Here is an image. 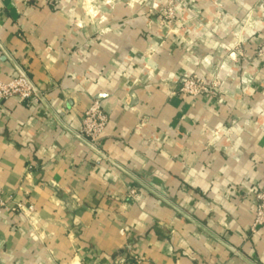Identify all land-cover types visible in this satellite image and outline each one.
Masks as SVG:
<instances>
[{
	"label": "crops",
	"instance_id": "1",
	"mask_svg": "<svg viewBox=\"0 0 264 264\" xmlns=\"http://www.w3.org/2000/svg\"><path fill=\"white\" fill-rule=\"evenodd\" d=\"M182 5L164 36L140 0H87L86 14L0 0V78L16 62L43 98L0 102L3 197L34 206L0 207V264H264V228L252 229L264 59L223 58L227 44L250 57L264 44V0ZM184 72H218L223 93L175 94ZM95 99L109 117L100 162L76 135ZM127 172L194 220L148 190L132 196L142 185Z\"/></svg>",
	"mask_w": 264,
	"mask_h": 264
},
{
	"label": "built area",
	"instance_id": "2",
	"mask_svg": "<svg viewBox=\"0 0 264 264\" xmlns=\"http://www.w3.org/2000/svg\"><path fill=\"white\" fill-rule=\"evenodd\" d=\"M17 75L9 81H4L0 78V102L7 101L11 98H17L30 106L40 100L38 93L34 90L27 77L30 79L28 73L19 65ZM27 76V77H26ZM217 78L206 80L199 76H192L182 79L179 92L188 95H201L215 97L219 93V82ZM31 80V79H30ZM32 81V80H31ZM39 91V90H38ZM176 93V91H174ZM109 117L103 109L99 99H95L93 103L84 111L81 118V126L76 135L81 138L90 148H92L98 155L97 161L107 159V155H103L101 150L102 135L108 126ZM139 189L132 188L130 194L137 198L139 192H146L144 187ZM3 197V189L0 186V207L11 208L13 211L21 212L30 215L34 212V206L30 203L19 202L10 205ZM264 228V185L258 186L257 202L255 206V218L252 229ZM136 258V257H135ZM137 259V258H136ZM138 260V259H137ZM137 262H140L138 260ZM116 264H131L129 260L118 261Z\"/></svg>",
	"mask_w": 264,
	"mask_h": 264
},
{
	"label": "rangeland",
	"instance_id": "3",
	"mask_svg": "<svg viewBox=\"0 0 264 264\" xmlns=\"http://www.w3.org/2000/svg\"><path fill=\"white\" fill-rule=\"evenodd\" d=\"M93 0H90L92 3ZM51 2L55 5L64 4L66 6H77L81 9L84 14H86L87 10V0H51ZM141 7L140 12L142 16L145 18L147 26L149 29L157 28L160 34L166 36L169 32L173 29L177 28V25L183 23L182 19L180 18V10L182 8V0H140ZM231 44H227L225 46V50L223 53L224 60H232L239 62L240 60H250L252 61L253 58H260L264 59V44L258 46L253 54V57H250L246 54L242 41L239 40L234 46H230ZM256 72V71H255ZM192 76H199L196 73L184 72L181 73L179 83L176 85L174 91L175 94H184L179 92V85L182 79L192 77ZM206 80L215 79L218 77L217 81L219 82V93L215 97L221 96L223 93L222 86L224 85V80L221 79L218 72L213 73L210 77H202ZM188 95V94H185ZM191 96H201V95H191ZM209 97V96H204ZM255 106L261 109L260 117L264 118V98L255 102Z\"/></svg>",
	"mask_w": 264,
	"mask_h": 264
},
{
	"label": "water",
	"instance_id": "4",
	"mask_svg": "<svg viewBox=\"0 0 264 264\" xmlns=\"http://www.w3.org/2000/svg\"><path fill=\"white\" fill-rule=\"evenodd\" d=\"M16 67L18 68V70L22 71L19 67V65L15 62ZM27 77V76H26ZM28 81L31 83V85L33 86L34 90L38 93L40 99L42 98V95L40 94V92L38 91V89L36 88V86L34 85V83L27 77ZM105 155V154H103ZM118 165V164H116ZM134 180H136L138 183H140L146 190L156 194L158 197H160L162 200H164L165 202H167L168 204H170L171 206H173L175 209H177L181 214L187 216L188 218L194 220L193 218H191L189 215H187L185 212H183L180 208H178L175 204H173L170 200H168L166 197H164L163 195H161L159 192H157L156 190H154L150 185H148L146 182H144L143 180L139 179L138 177L134 176L133 174H130L129 172H127ZM230 248L237 252L236 249H234L233 247L230 246ZM239 255H241L239 252H237ZM242 256V255H241Z\"/></svg>",
	"mask_w": 264,
	"mask_h": 264
}]
</instances>
